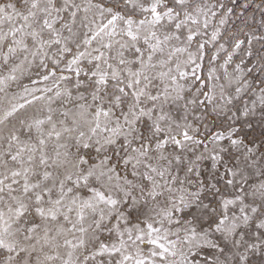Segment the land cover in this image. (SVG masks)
<instances>
[{
  "label": "snow or ice",
  "instance_id": "1",
  "mask_svg": "<svg viewBox=\"0 0 264 264\" xmlns=\"http://www.w3.org/2000/svg\"><path fill=\"white\" fill-rule=\"evenodd\" d=\"M0 264H264V0H0Z\"/></svg>",
  "mask_w": 264,
  "mask_h": 264
}]
</instances>
